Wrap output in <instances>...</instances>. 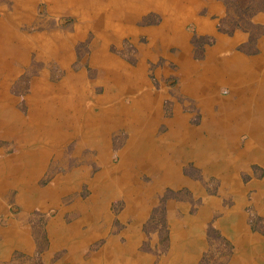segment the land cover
<instances>
[{"label": "rangeland", "instance_id": "obj_1", "mask_svg": "<svg viewBox=\"0 0 264 264\" xmlns=\"http://www.w3.org/2000/svg\"><path fill=\"white\" fill-rule=\"evenodd\" d=\"M121 1L124 21L101 29L96 0H0V264H264V160L241 155L264 152V99L232 81L264 65V0H205L213 24L188 25L193 60L225 36L235 45L220 56L237 75L224 67L198 82L169 58L179 49L162 43L159 2ZM258 104L261 116L246 118ZM87 116L109 130L89 139ZM231 118L239 125L224 126ZM63 121L52 143L46 131ZM174 130L225 151H175Z\"/></svg>", "mask_w": 264, "mask_h": 264}, {"label": "crops", "instance_id": "obj_2", "mask_svg": "<svg viewBox=\"0 0 264 264\" xmlns=\"http://www.w3.org/2000/svg\"><path fill=\"white\" fill-rule=\"evenodd\" d=\"M96 1H97V3L96 2H92L93 4H91V6L89 7V11L88 12H91V14H95V17H100L101 20L103 19L102 24H101V29L105 28V25H106L108 19H110L111 17L118 18V19L117 20H111L110 19V22L114 21V22H118L120 24V21H122L123 18H119V16H121V14H122V13H119V11L120 12H124L125 8H126L125 6H119L118 4H115L113 2L114 0H103V2H101L102 0H100V1L96 0ZM171 1H172V5L170 4V0H155L154 3L159 2L158 4L160 5V9H162V11L165 12V15H166L165 19H164V21H163V23H162V25L160 27V30L164 33L163 34L162 43H164L166 46H169V45L170 46H172V45L178 46L179 50L177 51V53L175 55L172 54V56L171 57L169 56V58L174 60L175 62H177L179 70L181 71L182 79H190V80H193L195 82H198L200 79H203L202 77L205 74L209 78L213 79L214 77H216V73H215L216 70H219V71L221 69L224 70L223 69L224 67L226 69L230 70L231 73H233L232 75H237L236 73L233 72L234 68L232 66V59H229V61H230V63H229L228 59L221 58V56H220L224 52L226 53L228 51H232L233 50V46L228 48L225 45H223L224 43L229 42L230 45H235L232 40H228V38L225 37V36L219 37L218 40H217L216 45H214V47L209 48L207 50L208 52H207V54L205 56L206 58H205V60H203V62H194V60H193L192 51H191V49L188 48V46L190 45L189 39H191V36H192V34L187 30L188 25L190 23L198 24L197 25V29H198L199 34H204L205 31L203 29V25H207L209 23L211 25L213 24L212 18L214 16V14L212 12H210V11H212V9L209 8L207 10L205 8V4H203V3H206L205 0H198V1H201V3L197 2V3H194V4H191V3L189 4L187 2V0H171ZM177 2H181V3L178 4ZM194 2H195V0H194ZM174 4H177V5L175 7H173ZM131 5H132V3L130 2V7H131ZM72 6H73V4H72ZM79 6H77L76 8H78ZM119 7H121V8H119ZM143 10H145V9H143L142 7L139 8L138 9V15H140L139 13L141 11H143ZM222 12H223V9L220 6V12L218 13V16H220L222 14ZM84 20L87 22V24L84 25V27L81 26V28L83 30L86 31L87 28H92L93 27V26H89V23L91 21H90L89 18H87V16H84ZM133 22L135 23L136 21H133ZM124 24L126 26H132V25H129V23L128 24L124 23ZM135 25H136V23H135ZM121 27L122 26H119L117 28L118 32L123 31V30L125 31V28L123 29ZM95 28L97 29V27H94V29ZM210 28H212V26ZM210 33H213V31H210ZM177 35L182 36V39H183L182 43H177L176 42L177 41V37H176ZM17 37H20V39H21L22 46H19V47L20 48H25L26 50H29L28 46H27V43L30 42V41H27V40L23 41L22 39L23 38H25V39L29 38L30 39V37L26 36V35L24 36L22 34L18 35ZM14 38H15V36H14ZM175 38H176V41H175ZM263 43H264V41H263ZM11 45H12L13 48H15L13 46L12 42H11L10 46ZM183 45H186L185 49L181 48V46H183ZM31 49H38V44L36 46H34L33 48H31ZM40 49L42 51L39 50V49L37 51L38 52H43L44 51L42 49V47ZM53 50L54 51H51V50H47V51L50 52L55 57L58 56L59 55V49L55 46L53 48ZM18 51H21V49L18 50ZM11 67L12 66H9V68H11ZM260 67L264 70V65L259 66V69H258V66L256 65L255 68L253 69L252 73H247L246 75L239 74V77H237L236 79L233 78V80H232L235 85H238V84L241 83V85L239 86L240 89H242L243 87H246V86H251V88H249L248 91L250 93H252L253 95L250 96L247 99L250 100L251 102H255V103H257V101H259L257 99L258 95L256 96V93H260V91L263 94V99H264V91H262L261 89L254 90V88H253V86L256 83H260L264 79V78H261V76H260V75H262V71H261L260 75L257 74V72L258 71L260 72V70H261ZM11 69H13V68H11ZM179 74H180V72H179ZM137 84H136V88H137ZM242 85H243V87H242ZM244 90H246V89H244ZM255 97H257V98H255ZM253 99H255V101H252ZM259 107H260V105L258 104L254 108L251 107L248 110H244L245 111L244 116L246 118H248V119L254 118L258 114L261 116L260 113L256 112L259 109ZM230 115H231V113H230ZM234 117H236V116H234ZM136 118H138V117L135 115V119ZM232 119L233 118H231L229 122H225L224 126H226L228 128L230 126H232V125L238 126V124L234 123L232 121ZM241 120L243 122H248L247 119L244 120L243 118H241ZM226 130H228V129H225V131ZM247 130L250 131L249 128ZM174 131L175 132H171L169 134V136H168L169 139L167 137V141L169 140L170 144L174 143V149L173 150H175V151H178V150L182 149L183 146L186 143L187 149H189L191 151L190 153L188 151V154H189L188 156H192V157L195 156L194 158H198L201 161H207L209 159V157H210V159L215 157L216 156V152L218 154L219 152L225 151V146H223V148H221V149L219 147L218 148L216 147L214 149L212 147H204L202 144H199V145L196 146V148H194V147H192V143H193V141H195L197 136L191 138V136L188 135L187 133H183V132L181 133L178 130L177 131L174 130ZM262 132H263V129H262ZM139 133H140V137H142L145 132L144 131H139ZM178 136H180V137H178ZM189 137H190L191 140L189 139ZM171 138L174 140V142H171L172 141ZM180 138H181V140H180ZM187 139H188V142H187ZM251 139L253 141V134H251ZM179 140H180V142H179ZM151 141H152V138H151ZM182 142H184V144ZM152 144L153 143H151V145ZM219 144L221 145V143H219ZM183 149H186V148H183ZM202 153H204V154H202ZM263 153L264 152H262L260 150H255V151H253V150L249 151L248 150V152L244 151V154L241 153V155L242 156L247 155V157L249 159H252V160H257V159L264 160V158L262 157ZM184 156H186V155H184ZM261 164H263V163H261ZM168 166H169V162L167 163V167ZM169 168L166 169L167 173H169Z\"/></svg>", "mask_w": 264, "mask_h": 264}, {"label": "bare ground", "instance_id": "obj_3", "mask_svg": "<svg viewBox=\"0 0 264 264\" xmlns=\"http://www.w3.org/2000/svg\"><path fill=\"white\" fill-rule=\"evenodd\" d=\"M115 3V2H114ZM116 4V3H115ZM88 5V4H87ZM121 8V7H120ZM125 8V7H124ZM118 9V8H117ZM88 11V10H87ZM120 12V11H119ZM4 66V65H3ZM3 68V67H2ZM131 81V80H130ZM136 84V83H135ZM243 93V92H242ZM256 96H257V94H256ZM255 98H257V97H255ZM251 99V98H250ZM258 99V98H257ZM259 100V99H258ZM252 101H255V99H253ZM1 102H4V104L6 105V106H8V102L6 101V98H5V96L3 95V94H0V103ZM258 102V101H257ZM62 104H64V105H61V107H62V110L64 111V112H62L63 113V115L64 116H66V111L67 110H70V109H72L71 107V103L69 102V101H64ZM150 106V105H149ZM150 108H151V106H150ZM0 109H1V106H0ZM141 109V108H140ZM152 109V108H151ZM2 110V109H1ZM143 112H144V114L146 115V117H148V118H150V114H152V112L151 113H148V111H149V107L148 106H146L145 105V107H143V109H141ZM80 112L82 113V109L80 110ZM157 114V113H156ZM2 116H1V113H0V118H1ZM67 117H69V113H68V111H67ZM116 117V116H115ZM124 117V116H123ZM131 117V116H130ZM5 118H7L6 116H5ZM132 118V117H131ZM86 119H89V121L88 122H85L84 124H86V126H87V131H86V136L90 139H95V137H96V135H98V134H105L109 129H108V127L107 126H99L100 128L99 129H97V127H96V125L98 124V121L96 120V119H92V117H90V116H87V118ZM138 119V118H137ZM136 119V120H137ZM79 120L80 119H77V120H74V119H72V118H70V119H68L67 120V123L68 122H70V123H72V124H74V123H77V125H78V123H79ZM150 120H151V118H150ZM229 120V119H228ZM134 121V120H133ZM152 122V121H151ZM229 122V121H228ZM63 123H64V121L61 123V124H59L58 126H57V128L56 129H49V127L47 128V130L48 131H46L48 134H50V138H49V141H51L52 143H55L57 140H60L61 141V139H62V135H61V133H60V130H58V128H60V127H63ZM134 123V122H133ZM80 124V123H79ZM84 124L82 125V126H77L76 125V131H82L83 132V130H84ZM103 124V123H102ZM153 124V123H152ZM149 125V124H148ZM239 125V124H238ZM154 126V125H153ZM47 127V126H46ZM93 127H96V128H93ZM149 127V126H148ZM147 127V128H148ZM152 128V127H151ZM150 128V129H151ZM154 128H155V126H154ZM146 129V128H145ZM36 130H38V128L36 127ZM152 130V129H151ZM55 131H56V135L57 136H55L54 135V133H55ZM248 131V130H247ZM149 132V131H148ZM153 133H154V131H153ZM177 134V133H176ZM179 134V133H178ZM73 135V134H72ZM71 135V136H72ZM146 135V134H145ZM153 135V134H152ZM45 136V135H44ZM176 136V135H175ZM255 136V135H254ZM146 137H147V135H146ZM178 137H180V136H178ZM177 137V138H178ZM192 137V136H191ZM52 139V140H51ZM172 139V138H171ZM176 139V138H175ZM189 139H190V137H189ZM254 139V138H253ZM173 140V139H172ZM180 140H181V138H180ZM180 140H179V142H180ZM191 140V139H190ZM228 141V140H227ZM139 142V141H138ZM187 142H188V139H187ZM194 142V141H193ZM150 143H152V142H150ZM156 143V142H155ZM183 144H184V142H182ZM133 144H134V142H133ZM140 144V143H139ZM186 144V143H185ZM135 145V144H134ZM34 146V145H33ZM153 146V145H152ZM180 148V147H179ZM142 150V149H141ZM195 150V149H194ZM213 150V149H212ZM211 150V151H212ZM190 152V151H189ZM213 152V151H212ZM175 153H177V152H175ZM206 153V152H205ZM211 153V152H210ZM193 154V153H192ZM196 154V153H195ZM202 154H204V153H202ZM176 155V154H175ZM189 155V154H188ZM208 155V154H207ZM213 155V154H212ZM149 157V156H148ZM43 158V157H42ZM210 158V157H209ZM259 158V157H258ZM165 167V166H164ZM170 166H168L166 169H168ZM237 173V172H236ZM167 174V173H166ZM237 177V176H236ZM7 178V177H6ZM165 180L166 181H169V177H168V174L165 176ZM4 181V180H3ZM174 183V182H173Z\"/></svg>", "mask_w": 264, "mask_h": 264}]
</instances>
